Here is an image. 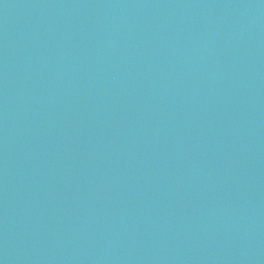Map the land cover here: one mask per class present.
I'll return each mask as SVG.
<instances>
[{
	"label": "water",
	"instance_id": "water-1",
	"mask_svg": "<svg viewBox=\"0 0 264 264\" xmlns=\"http://www.w3.org/2000/svg\"><path fill=\"white\" fill-rule=\"evenodd\" d=\"M0 264H264V0H0Z\"/></svg>",
	"mask_w": 264,
	"mask_h": 264
}]
</instances>
